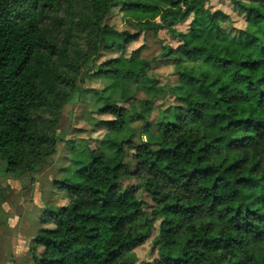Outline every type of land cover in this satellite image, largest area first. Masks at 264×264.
Returning <instances> with one entry per match:
<instances>
[{
    "label": "trees",
    "instance_id": "16d2710c",
    "mask_svg": "<svg viewBox=\"0 0 264 264\" xmlns=\"http://www.w3.org/2000/svg\"><path fill=\"white\" fill-rule=\"evenodd\" d=\"M230 1L247 15L233 33L209 0H0V162L15 177L57 154L62 110L101 52L122 51L144 31L165 30L180 43L160 53L177 76L169 88L150 74L157 61L141 59L143 47L92 69L133 83L135 93L113 100L95 91L96 113L112 117L100 123L107 134L77 163L78 181L56 183L69 202L50 205L33 264H136L127 254L154 221L158 258L149 264H264V0ZM116 6L137 33L106 23ZM187 18L182 33L176 27ZM203 19L212 43L191 39ZM168 96L174 105L156 110ZM129 100L127 111L118 105ZM132 178L138 186L124 189ZM140 189L154 203L151 220Z\"/></svg>",
    "mask_w": 264,
    "mask_h": 264
},
{
    "label": "rangeland",
    "instance_id": "374dc122",
    "mask_svg": "<svg viewBox=\"0 0 264 264\" xmlns=\"http://www.w3.org/2000/svg\"><path fill=\"white\" fill-rule=\"evenodd\" d=\"M248 2L249 0H240ZM209 6L213 10H221L230 18L224 22L226 31H240L246 28L245 13H241L230 0H209ZM61 16H64L62 13ZM159 22V19H157ZM106 23L119 31H130L137 33V29L129 22L122 7L116 6L106 20ZM190 18L177 25V30L187 33L189 30ZM194 42L215 41L208 24L203 19L198 32L191 38ZM180 45L177 38L165 30L157 35L144 31L136 42H133L122 51H103L96 61V65L89 64L82 72L78 89L72 94L69 102L62 110L60 124L57 129L58 147L57 154L48 158L40 166L37 172L29 173L21 177L8 175L5 172V164L0 162V264H33L31 248L34 239L41 230L42 220L47 216L50 205L54 208L63 207L68 204L64 193L57 189V182L61 180L78 181L76 169L77 163L88 161L87 148L96 149L100 146L101 140L107 134L106 128L100 123L112 120L109 115L96 113L102 105L100 96L95 93L99 91L104 97L109 96L113 100L131 96L135 93V86L131 82L122 79H102L93 77L92 69L97 65L115 59L125 57L132 58V54L143 47L140 57L144 60H156L150 74L157 78L160 85L169 88L177 83V76L174 72L172 62H165L160 58L163 47L177 48ZM231 47L237 48L235 42H230ZM138 62L123 63L122 69L137 68ZM83 79V80H82ZM138 99H144L143 94L137 95ZM134 100L120 102L118 105L126 111L130 109V103ZM173 98L168 96L163 101L154 103L156 110L174 105ZM155 112L153 118L156 116ZM136 125L135 127H137ZM129 129L121 134H115L117 141L128 137ZM139 142V137L134 139ZM108 157H113V150L104 146ZM132 155L127 154L126 161L134 167ZM139 184L135 178L124 179L122 187L125 189L130 185L137 187ZM138 197L145 203V211L151 220L154 203L143 189L138 191ZM51 207V208H52ZM154 227L145 243L132 249L128 256H134L136 264H149L158 258L157 247L154 242L158 235L160 221H154ZM45 228H53L52 225ZM41 252L39 249L38 253Z\"/></svg>",
    "mask_w": 264,
    "mask_h": 264
}]
</instances>
